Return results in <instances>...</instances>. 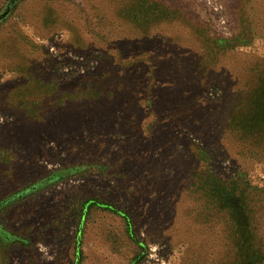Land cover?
Returning a JSON list of instances; mask_svg holds the SVG:
<instances>
[{
    "label": "rangeland",
    "instance_id": "374dc122",
    "mask_svg": "<svg viewBox=\"0 0 264 264\" xmlns=\"http://www.w3.org/2000/svg\"><path fill=\"white\" fill-rule=\"evenodd\" d=\"M176 89L263 238L264 0H0V264H231L201 163L150 110Z\"/></svg>",
    "mask_w": 264,
    "mask_h": 264
},
{
    "label": "trees",
    "instance_id": "16d2710c",
    "mask_svg": "<svg viewBox=\"0 0 264 264\" xmlns=\"http://www.w3.org/2000/svg\"><path fill=\"white\" fill-rule=\"evenodd\" d=\"M234 48L235 45H231L225 46L223 49L233 50ZM204 83L205 85L201 90H206L208 87V84L206 82ZM253 95L256 99H260L264 97V90L259 89ZM168 96L172 97L169 102L164 100V96H159L154 104H152L150 110L151 112H155V114L158 113L160 118H164L168 130L172 128L179 129V135L182 133V137L184 136V139L186 138V142H188L190 149H192V156L196 158L198 163H201L200 174L202 176L199 179L203 180L200 187L201 191L203 195L206 194L209 198V203H211L213 209L215 208L217 212L224 213L226 216L225 222L232 238L233 253H235L231 264H256L264 262V236L262 238L261 235H258L257 230L253 226V216L255 213L251 198V189L253 188L245 182L239 183L238 180H229L228 182L216 179L212 170L210 156L203 148L196 146L192 142L193 139H196L201 144L202 140L196 137L193 139L188 138L189 136H194L191 133V130H193L191 127L198 123L196 109L194 108L196 106L194 103L197 101L195 98L196 95L188 90L180 91L176 89V91ZM260 109L256 104L252 110V120L256 126L262 124V121H260L262 118V110ZM154 120H157L156 115L154 116ZM185 123H188L189 126H184ZM207 197L205 198L208 199ZM96 203L93 201L87 209L95 206L101 210L118 214L113 206ZM259 223L264 226L263 214L260 215ZM262 232L264 233V230Z\"/></svg>",
    "mask_w": 264,
    "mask_h": 264
},
{
    "label": "water",
    "instance_id": "95a60500",
    "mask_svg": "<svg viewBox=\"0 0 264 264\" xmlns=\"http://www.w3.org/2000/svg\"><path fill=\"white\" fill-rule=\"evenodd\" d=\"M11 4H12V1H11ZM8 11V8L6 9V12Z\"/></svg>",
    "mask_w": 264,
    "mask_h": 264
}]
</instances>
